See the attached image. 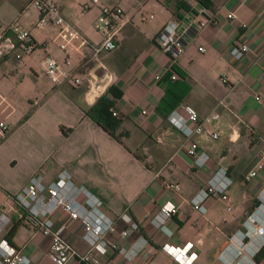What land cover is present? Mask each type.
I'll use <instances>...</instances> for the list:
<instances>
[{"label": "crops", "instance_id": "1", "mask_svg": "<svg viewBox=\"0 0 264 264\" xmlns=\"http://www.w3.org/2000/svg\"><path fill=\"white\" fill-rule=\"evenodd\" d=\"M208 1L214 21L199 28L171 64L154 36L169 19L188 20L191 11L183 0H57L64 17L92 42L102 37L95 27L100 6L122 8L116 47L98 53L78 46L76 39L60 47L53 26L35 25L38 12L29 0H0V18L17 20L39 43L22 59L0 57V119L10 126L0 136V205L5 203L11 216L0 237L13 228L12 243L32 264H55L50 237L26 221L10 195L37 171L50 180L67 169L114 218L107 250L96 252L91 264H170L171 256L162 249L168 238L193 242L197 257L192 264H227L234 254L231 235L239 230L250 235L245 219L259 204L264 185V169L248 174L264 150V0ZM84 2L90 6L82 8ZM229 11L235 17H228ZM240 40L250 48L234 58L229 50ZM47 53L80 82L52 81L41 62ZM111 84L122 90L111 108L120 119L117 132H126L123 142L85 112ZM180 102L192 105L201 117L218 116L205 122L202 134L187 139L167 116ZM189 140L207 153L203 165L186 152ZM219 166L232 179L231 208L209 196L202 213L190 198ZM168 181L179 188L166 187ZM167 201L177 207L164 221L170 236L152 221ZM123 210L137 228L122 219ZM141 235L146 241L133 254L129 248ZM69 236L78 251L87 249L80 231ZM256 262L264 264V256ZM66 264L88 263L73 256Z\"/></svg>", "mask_w": 264, "mask_h": 264}, {"label": "built area", "instance_id": "2", "mask_svg": "<svg viewBox=\"0 0 264 264\" xmlns=\"http://www.w3.org/2000/svg\"><path fill=\"white\" fill-rule=\"evenodd\" d=\"M183 1L191 11L188 20L180 22L173 18L169 19L154 36L156 44L169 55L171 64L183 52L185 45L194 38L199 28L214 21L213 16L208 12V7L199 0ZM29 4L38 12L35 25L39 27L53 26L56 30L54 38H60L58 44L62 48H66L73 39L78 40V46L88 45L94 53L116 47L115 37L120 27L122 14V8L119 5L100 6V17L95 27L102 37L98 42H92L78 27L64 17L57 0H29ZM89 6V2L82 4L84 9ZM151 16L152 14L148 15V17ZM227 16L235 17V13L229 11ZM38 46L39 43L33 37L30 29L21 26L17 20L6 22L0 18V57L12 54L16 59H22ZM249 48L247 41L240 40L232 44L229 52L234 58H240ZM198 49L204 50L205 47L199 45ZM41 62L45 73L52 81L59 83L68 79L75 83L80 82V78L67 71L55 56L47 53ZM171 76L176 77V73L173 72ZM111 112L113 115L117 114L114 108H111ZM167 116L171 123L187 139H190L194 135L202 134L205 122L216 118L218 114L211 113L201 117L192 105L180 102L168 112ZM9 127V123L5 119H0V136L6 133ZM216 135V132L212 133L213 137ZM185 150L193 157L197 165L204 164L207 153L199 148L196 141L189 140ZM262 169H264V150L260 151L254 167L249 170L248 174L254 175ZM231 182L232 179L226 167H217L205 185L200 187L190 198L192 207L204 213L207 210L205 200L209 196H217L226 202V208L230 209L228 189ZM165 185L171 189L179 188V184L175 181H168ZM258 197L259 204L245 219L251 233L249 235L248 232L239 230L231 235L230 246L233 248L234 254L226 260L227 264H257L254 255L264 244V185L260 189ZM10 198L35 230L49 235V256L55 264H66L73 256L91 264L95 261L96 252L103 253L107 250L106 234L113 230L115 220L101 208L102 200L99 196L75 180L67 169H61L57 176L50 180L45 178L43 172H35L25 184L10 195ZM4 207L5 203L0 205V235L11 221V216ZM176 209L174 203L167 201L152 217V221L163 228L169 236L172 232L166 227L164 221ZM120 216L128 223L129 227H138V223L132 219L127 210H123ZM78 231L87 244V249L84 252L78 251L71 243L69 235H74ZM126 233L127 229L121 230L122 235ZM139 238V242L129 248L133 254L146 241L142 235ZM162 249L171 256L170 264H192L197 257L191 240L176 243L168 238L163 242ZM0 264H32V262L25 254L10 244L4 236H1Z\"/></svg>", "mask_w": 264, "mask_h": 264}, {"label": "trees", "instance_id": "3", "mask_svg": "<svg viewBox=\"0 0 264 264\" xmlns=\"http://www.w3.org/2000/svg\"><path fill=\"white\" fill-rule=\"evenodd\" d=\"M203 5L208 6V0H199ZM173 70H176L174 65ZM122 90L114 84H111L106 89V92L98 96L96 101L85 109L86 114H88L96 123H98L104 130L115 137L118 141L123 142L122 137L126 132L119 131L117 129L120 125V119L112 114L110 108L114 105L115 100L120 97ZM172 109V108H171ZM170 109V110H171ZM137 157L141 158L136 153ZM13 228H11L5 235V239L14 246L11 241V235L13 233ZM255 259L259 260L264 256V244L255 253Z\"/></svg>", "mask_w": 264, "mask_h": 264}, {"label": "rangeland", "instance_id": "4", "mask_svg": "<svg viewBox=\"0 0 264 264\" xmlns=\"http://www.w3.org/2000/svg\"><path fill=\"white\" fill-rule=\"evenodd\" d=\"M23 88H27V85H24Z\"/></svg>", "mask_w": 264, "mask_h": 264}]
</instances>
